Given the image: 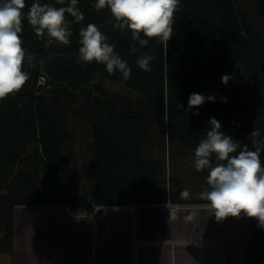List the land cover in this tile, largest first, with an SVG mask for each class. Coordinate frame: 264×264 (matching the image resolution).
<instances>
[{"label": "trees", "instance_id": "16d2710c", "mask_svg": "<svg viewBox=\"0 0 264 264\" xmlns=\"http://www.w3.org/2000/svg\"><path fill=\"white\" fill-rule=\"evenodd\" d=\"M246 1L264 23V0ZM25 2L21 39L26 49L23 70L29 79L20 91L0 100V169L16 170L7 193L0 184V264H15L18 204L69 205L74 212H93L108 205L207 202L194 198L179 176L161 177L157 162L147 154L149 120L170 151L176 146L193 158L212 117L241 148L247 145L254 151L253 140L264 143V113L255 105L256 87L264 80L256 61L257 50L264 47V30L242 0H180L172 38H152L144 47L132 40L129 30L114 28L110 10H97L96 0H78L83 21L65 14L72 33L69 45L47 44L46 36L38 38L27 21L35 0ZM69 2L40 0L57 8ZM89 23L99 27L127 62L128 80L118 71L110 75L104 64L78 62L79 31ZM144 53L153 57L147 72L137 64ZM98 74L142 94L151 119L127 112L110 97L95 95ZM223 74L233 77L227 86L221 81ZM41 77L47 78L44 83ZM54 83L62 91L44 90ZM65 91L82 92L88 101L66 104ZM192 93L213 95L215 102L185 112ZM254 130L259 133L255 137ZM260 159L264 166V150ZM203 173L206 179L208 170ZM185 188L190 198L181 199ZM253 224L254 264H264V228L256 218Z\"/></svg>", "mask_w": 264, "mask_h": 264}, {"label": "clouds", "instance_id": "9594fccd", "mask_svg": "<svg viewBox=\"0 0 264 264\" xmlns=\"http://www.w3.org/2000/svg\"><path fill=\"white\" fill-rule=\"evenodd\" d=\"M64 4V0H58ZM78 0H70L66 7H54L48 3L35 0L27 13V21L32 26L38 38L45 37L47 44L54 41L61 45L71 43L69 37V14L75 22L84 20L83 12L77 7ZM180 0H96L95 8H108L116 23L113 27L124 31L129 30L133 41H138L141 47L148 44L149 39L158 38L168 42L172 38L174 14L178 11ZM25 0H0V100L22 89L29 79V74L23 70L26 59V49L21 39L23 9ZM143 34L144 39L141 38ZM82 45L79 48L78 62L104 64L110 75L117 71L123 79L130 78L131 69L127 62L115 53V45L107 42V37L99 27L89 23L79 31ZM136 52L135 47L131 48ZM31 61L32 56H27ZM152 56L144 53L137 59L138 66L144 71H150ZM233 77L223 74L221 81L225 86ZM227 102L226 97H221ZM207 101L215 102V97H205L199 93L189 96L188 107L198 108ZM183 109V104H178ZM199 115V112L195 113ZM210 129L206 130V138L202 139L194 152V166L197 172L208 170L206 177L207 188L200 194V199L209 202L211 215L217 222L228 217H240L241 213L249 218H256L258 226L264 228V166L260 155L264 150V143L253 140L255 150L243 148L231 136L221 131L222 125L215 118L209 120ZM259 133L253 131L251 135ZM238 149H240L238 151ZM215 156V162L212 157ZM190 191L185 188L180 193L181 199L190 198ZM197 213H189L186 222H194Z\"/></svg>", "mask_w": 264, "mask_h": 264}, {"label": "crops", "instance_id": "0c3cea01", "mask_svg": "<svg viewBox=\"0 0 264 264\" xmlns=\"http://www.w3.org/2000/svg\"><path fill=\"white\" fill-rule=\"evenodd\" d=\"M197 213L194 222H186ZM15 264H254L253 218L209 202L15 206Z\"/></svg>", "mask_w": 264, "mask_h": 264}, {"label": "rangeland", "instance_id": "374dc122", "mask_svg": "<svg viewBox=\"0 0 264 264\" xmlns=\"http://www.w3.org/2000/svg\"><path fill=\"white\" fill-rule=\"evenodd\" d=\"M242 2L247 7L248 11H250L259 28L264 30V23L257 18L255 11L251 10L253 5H250L246 0H242ZM256 61H258L260 67H262L260 68V75L261 79H264V47L257 50ZM46 79L47 78L41 77L42 83H44ZM61 88V85L54 83L49 86L47 85L44 90L62 91L60 90ZM93 93L95 95L112 98L127 112L140 113L151 119V116L148 115L150 112L146 106V98L142 94L129 89L124 82L108 80L105 79L102 74H98L94 80ZM64 95L67 100L66 104H71V102L74 103L76 100L77 102H81L82 100L83 102L88 101V98L82 92L72 94L71 92L65 91ZM255 105L257 111L264 113V80L260 81L259 85L256 87ZM149 121L147 138L150 139V145L147 149V154L157 162L161 177L168 179L170 175L179 176L191 189L193 197L200 199L199 194L207 188L203 171L197 172L194 166V158L180 148L175 146L170 151L169 143L160 139L161 136L153 131L152 120ZM15 173V169L11 170L10 173L6 169H0V184L4 186L3 191L5 193L9 191L11 178ZM18 183H20V181ZM14 187L18 186L14 185Z\"/></svg>", "mask_w": 264, "mask_h": 264}, {"label": "built area", "instance_id": "2783aa9c", "mask_svg": "<svg viewBox=\"0 0 264 264\" xmlns=\"http://www.w3.org/2000/svg\"><path fill=\"white\" fill-rule=\"evenodd\" d=\"M40 82L42 83V80Z\"/></svg>", "mask_w": 264, "mask_h": 264}]
</instances>
